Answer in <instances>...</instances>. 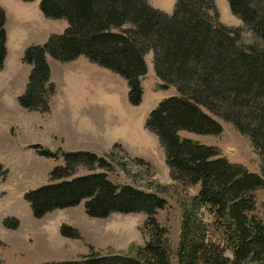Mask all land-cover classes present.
<instances>
[{
    "label": "trees",
    "instance_id": "trees-1",
    "mask_svg": "<svg viewBox=\"0 0 264 264\" xmlns=\"http://www.w3.org/2000/svg\"><path fill=\"white\" fill-rule=\"evenodd\" d=\"M228 2L243 26L223 23L216 0H178L173 14L152 7L151 0H42L43 14L66 19L68 27L45 44L29 47L24 57L32 71L20 104L47 112L56 92L48 56L71 62L85 55L121 74L129 84V100L137 106L148 73L146 56L153 52L162 86L176 87L178 95L152 110L146 127L164 148L171 178L187 187L200 186L193 204L207 207L223 222L234 256L207 245L200 234L192 240L186 231L183 264H264V220L256 215L257 192L264 189V0ZM7 53L6 11L0 5V70ZM220 121L232 123L251 139L262 161L261 173L183 134L219 135ZM40 152L54 156L49 150ZM64 156L65 165L53 170L52 182L26 194L36 218L85 201L92 217L144 213L150 233L144 246H131L127 252L43 264H171L169 232L156 217L166 199L154 191L113 183L107 157L84 151ZM80 167L91 174L75 177ZM98 168L103 171L95 172ZM7 174L0 164V178ZM6 225L17 228L18 221L7 220ZM62 234L80 236L70 226H63Z\"/></svg>",
    "mask_w": 264,
    "mask_h": 264
},
{
    "label": "rangeland",
    "instance_id": "rangeland-1",
    "mask_svg": "<svg viewBox=\"0 0 264 264\" xmlns=\"http://www.w3.org/2000/svg\"><path fill=\"white\" fill-rule=\"evenodd\" d=\"M41 2H5L9 9V54L5 68L0 70V164L8 174L0 178V261L64 262L92 253L127 252L131 246L135 249L146 244L150 228L144 213L92 217L86 212L84 201L43 218L35 217L26 194L52 182L53 170L65 165V153L80 151L107 157L111 164L108 175L113 183L154 191L166 199L165 208L156 217L169 232L171 264H183L186 231L191 233L192 240L200 234L207 245L221 248L225 256L233 259L223 222L207 207L193 204L200 186L187 187L171 178L164 148L158 136L146 127L151 111L163 100L178 95L176 87L162 86L153 52L146 56L148 73L142 80L144 95L140 105L131 104L126 78L82 55L71 62L48 56L51 79L56 84L49 111H32L21 106L20 97L27 89L32 71V65L24 61L26 50L45 44L52 35L64 34L68 27L66 19L44 15L42 20ZM177 2L151 0V5L173 14ZM216 5L223 23L243 26L241 19L232 13L228 0H216ZM245 36H251L248 30ZM220 122L223 131L219 135L183 134L216 146L232 163L261 173L262 161L251 139L232 123ZM115 144L119 147L114 148ZM43 149L54 156L42 155ZM102 171L98 168L95 172ZM89 174L88 169L80 167L75 177ZM256 215L264 220V189L257 192ZM7 220H17V228L7 226ZM63 226L77 229L80 236H65Z\"/></svg>",
    "mask_w": 264,
    "mask_h": 264
},
{
    "label": "crops",
    "instance_id": "crops-1",
    "mask_svg": "<svg viewBox=\"0 0 264 264\" xmlns=\"http://www.w3.org/2000/svg\"><path fill=\"white\" fill-rule=\"evenodd\" d=\"M14 2V0H0V5L5 9L6 11V31H7V48H8V45H9V41H8V30H7V21H8V18H9V9L7 8V6L5 5V2ZM40 18L42 20H44L45 16L44 14L42 13V15H40ZM16 26H19V23H16L15 24ZM10 31V30H9ZM9 52V51H8ZM9 53H7V56H8ZM6 60H7V57H6ZM6 63V62H5Z\"/></svg>",
    "mask_w": 264,
    "mask_h": 264
}]
</instances>
